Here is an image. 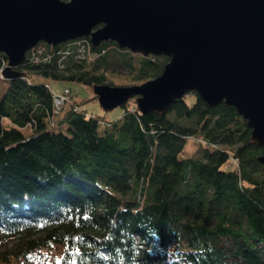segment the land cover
<instances>
[{"label": "trees", "instance_id": "1", "mask_svg": "<svg viewBox=\"0 0 264 264\" xmlns=\"http://www.w3.org/2000/svg\"><path fill=\"white\" fill-rule=\"evenodd\" d=\"M110 46L116 65L136 68L131 52L106 42L92 49L99 57L90 65L67 59L59 67L56 56L33 64L28 51L17 68L24 76L0 79L8 87L0 99V239L18 243L7 260L264 264L263 149L250 143L234 107L210 108L194 92L192 102L187 94L166 115L141 114L128 102L121 119L105 122L80 110L70 91L50 126L48 81L105 83ZM60 47L47 45L53 53ZM168 61L140 56L136 79L158 77ZM5 64L0 53V69ZM188 139L209 147L182 157ZM234 159L238 168L228 166ZM56 246L63 249L57 262H36V253Z\"/></svg>", "mask_w": 264, "mask_h": 264}, {"label": "water", "instance_id": "2", "mask_svg": "<svg viewBox=\"0 0 264 264\" xmlns=\"http://www.w3.org/2000/svg\"><path fill=\"white\" fill-rule=\"evenodd\" d=\"M84 37L94 49L114 42L145 58L169 59L140 85H94L104 111L135 98L141 114L166 115L195 92L210 108L236 109L264 164V0H0L6 80L24 76L17 68L38 44Z\"/></svg>", "mask_w": 264, "mask_h": 264}, {"label": "rangeland", "instance_id": "3", "mask_svg": "<svg viewBox=\"0 0 264 264\" xmlns=\"http://www.w3.org/2000/svg\"><path fill=\"white\" fill-rule=\"evenodd\" d=\"M115 47L110 46L108 49V54L113 56L111 59L110 67L105 71L106 81L105 84H109L117 87H129L140 85L145 81L137 80V67L140 58V54H133V63L136 68L134 69H122L116 65L114 61V56L117 54L114 52ZM140 55V56H139ZM118 56V55H117ZM86 71L92 72V67H87ZM95 74V73H94ZM35 80L46 81L43 78H39L34 76ZM51 87V91L53 94H60L63 92L65 88H70L71 95L73 98V102H75L80 110L85 111L87 114H94L101 120L105 122H113L122 118L124 114V108L119 107L114 109L113 111L106 112L102 109L98 99L95 97L93 92V87L85 85L83 83L78 82H66V81H48ZM8 87L5 84L0 85V99L3 97ZM194 92H190L188 94V100L190 102L193 101ZM129 102L134 103L135 98L131 99ZM69 105V103L67 104ZM68 107V106H67ZM52 131H57V129H53ZM24 134L30 135L32 134L30 130H22ZM205 145L196 139H188L182 153V157H200L201 149ZM207 147V146H206ZM209 147V146H208ZM232 168V167H230ZM261 177L264 179V168L260 171ZM18 245L16 240H4L0 239V264H17L14 260H7V254L10 250H13ZM63 254V249L59 246L51 248L49 250H40L36 253V262H57L61 258ZM6 255V257H5ZM39 259V260H38Z\"/></svg>", "mask_w": 264, "mask_h": 264}, {"label": "built area", "instance_id": "4", "mask_svg": "<svg viewBox=\"0 0 264 264\" xmlns=\"http://www.w3.org/2000/svg\"><path fill=\"white\" fill-rule=\"evenodd\" d=\"M59 46L61 47L53 53L50 52V50L47 48V44H38L37 46L29 50L30 51L29 61L32 62L33 64L46 63V62H50L52 57L56 56L58 66L63 67L64 62L67 59H73L76 62L90 65L94 63L99 57V54H96L92 51L93 47L90 41L87 40V38L71 40L62 43ZM5 66L6 64L0 69L1 80L5 79L2 74V71L5 68ZM70 99L71 96L69 89H64L62 93L53 95L52 113L51 115H48L50 126H55L56 116L60 115L63 108L70 102ZM87 115L88 117L92 116V114H87ZM25 129L26 130L28 129L30 131L33 130L31 125L23 128L22 130ZM200 142L206 146H209L204 141H200ZM228 166L232 168H238V160L237 159L232 160V163H230Z\"/></svg>", "mask_w": 264, "mask_h": 264}]
</instances>
